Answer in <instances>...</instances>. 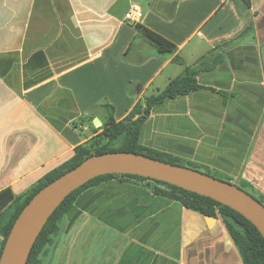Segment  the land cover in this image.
Segmentation results:
<instances>
[{"label": "crops", "instance_id": "0c3cea01", "mask_svg": "<svg viewBox=\"0 0 264 264\" xmlns=\"http://www.w3.org/2000/svg\"><path fill=\"white\" fill-rule=\"evenodd\" d=\"M188 68L198 87L155 104L140 145L264 204V0H0V192L35 187L91 140V121H123ZM155 198L169 202L147 225L159 264H243L223 220Z\"/></svg>", "mask_w": 264, "mask_h": 264}, {"label": "trees", "instance_id": "16d2710c", "mask_svg": "<svg viewBox=\"0 0 264 264\" xmlns=\"http://www.w3.org/2000/svg\"><path fill=\"white\" fill-rule=\"evenodd\" d=\"M244 1L247 5H250V0ZM136 30L137 37L145 36L150 39L159 53L176 54L178 52L177 46L147 28L136 26ZM194 73V68H188L185 77L173 80L166 91L159 96L147 98L139 102L135 109L123 121L117 122L111 115L108 122L103 124L100 128H95L91 121L90 124L94 133L91 140L77 147L76 154L70 161L47 174L38 185L24 194L17 196L11 188L1 191L0 216H2L7 209L12 210L6 223L0 221V257L16 220L34 196L51 182L75 169L84 160L92 156L115 152L137 153L165 163L196 169L193 164L187 165L179 158L153 152L140 145L141 128L149 116L152 107L167 97L187 94L196 89L198 85L193 78ZM104 139H106V141H104ZM112 180L135 185L147 183L145 187L153 197L165 198L205 217L223 220L229 237L239 252L242 263L264 264V237L249 220L237 211L209 197L201 196L164 182L141 176L124 174L100 176L73 192L49 219L32 250L28 264H47L49 252L58 245L62 238L70 213L79 199L90 189L101 186Z\"/></svg>", "mask_w": 264, "mask_h": 264}, {"label": "water", "instance_id": "95a60500", "mask_svg": "<svg viewBox=\"0 0 264 264\" xmlns=\"http://www.w3.org/2000/svg\"><path fill=\"white\" fill-rule=\"evenodd\" d=\"M96 128L102 123L96 119ZM124 174L164 182L227 206L249 220L264 237V204L242 188L196 169L173 165L137 153H107L84 160L39 191L16 220L0 264H28L32 250L60 205L76 190L104 175Z\"/></svg>", "mask_w": 264, "mask_h": 264}, {"label": "rangeland", "instance_id": "374dc122", "mask_svg": "<svg viewBox=\"0 0 264 264\" xmlns=\"http://www.w3.org/2000/svg\"><path fill=\"white\" fill-rule=\"evenodd\" d=\"M146 184L106 183L87 191L72 209L47 264H152L168 257L164 250L149 247V240L155 236V241L163 240L158 234L147 233V225L155 218L150 211L163 210L169 202L153 197ZM137 202L146 204L144 216L135 214ZM7 217L6 213L2 220Z\"/></svg>", "mask_w": 264, "mask_h": 264}, {"label": "built area", "instance_id": "2783aa9c", "mask_svg": "<svg viewBox=\"0 0 264 264\" xmlns=\"http://www.w3.org/2000/svg\"><path fill=\"white\" fill-rule=\"evenodd\" d=\"M138 8L137 6H132V9L129 12V18L130 20H134V18H136V14L138 13Z\"/></svg>", "mask_w": 264, "mask_h": 264}]
</instances>
